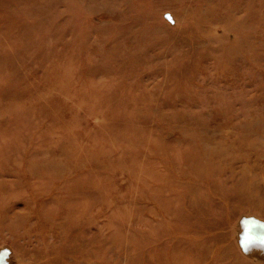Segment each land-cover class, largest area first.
<instances>
[{
  "label": "rangeland",
  "instance_id": "374dc122",
  "mask_svg": "<svg viewBox=\"0 0 264 264\" xmlns=\"http://www.w3.org/2000/svg\"><path fill=\"white\" fill-rule=\"evenodd\" d=\"M218 1L0 0V264H264V0Z\"/></svg>",
  "mask_w": 264,
  "mask_h": 264
},
{
  "label": "bare ground",
  "instance_id": "6f19581e",
  "mask_svg": "<svg viewBox=\"0 0 264 264\" xmlns=\"http://www.w3.org/2000/svg\"><path fill=\"white\" fill-rule=\"evenodd\" d=\"M165 1H172V0H165ZM173 1H179V0H173ZM206 1V3H207V5L209 4V1L210 0H205ZM214 1V3H215V5L218 7L219 5H218V3L217 2H219L218 0H213ZM221 1V0H220ZM164 2V1H163ZM204 2V1H203ZM224 2H226L225 4H224V7H225V10L226 11H231V13L233 12V11H235L236 9H244V11H247V12H251V13H253L254 12V6H255V2H257V0L256 1H253V0H225ZM259 2V1H258ZM257 2V4H259ZM189 3V2H188ZM205 3V2H204ZM220 3V2H219ZM223 3V2H222ZM206 6V5H205ZM212 6V5H211ZM222 6H220V8H221ZM259 7V6H258ZM203 8V7H202ZM119 10V9H118ZM217 10V9H216ZM122 12V11H121ZM217 12V11H216ZM223 12H225V11H223ZM210 14H208V15H205V19H204V22L202 23V25L204 24L205 26H207V24H210V25H213L214 23H216L219 19L217 18V17H212V16H209ZM232 16H233V19H231V21H232V24H233V26L236 28V31H237V33H238V35L240 36V37H242L241 36V34H242V29L240 28V26L241 27H243V26H247V22L245 21V20H243V19H241V18H239V19H237V18H235L234 17V15L233 14H231ZM248 15V14H247ZM249 16V15H248ZM255 16V15H254ZM203 21V20H202ZM13 32V31H12ZM144 35V34H143ZM140 36V35H139ZM16 38H19V37H16ZM15 38V39H16ZM143 38H144V36H143ZM145 38H146V36H145ZM233 38H234V36H233ZM114 119H115V117H114ZM114 122H116V119H115V121ZM242 188H244V187H242ZM245 188H246V185H245ZM249 190H251V189H249ZM255 211V210H254ZM262 211V210H261ZM260 211V212H261ZM262 212H264V211H262ZM259 213V212H258ZM252 214H255V212L254 213H252ZM263 213H260V214H258V215H262ZM259 217V216H258ZM262 218V217H261ZM240 219V218H239ZM252 220V219H251ZM250 220V221H251ZM236 225V224H235ZM246 225H248V224H246ZM253 226V225H252ZM261 226H262V224H261ZM251 227V226H250ZM248 228V229H251V228ZM253 228H257V227H254L253 226ZM258 228H259V226H258ZM259 230H260V228H259ZM236 231V230H235ZM251 232V231H250ZM259 232V231H258ZM262 232H260V233H254V234H250L251 236L249 237V238H246V240L244 239V244H243V246H244V248H245V250L246 251H248L252 256H255V258L257 259V260H260V259H263L264 258V243H263V241L261 240V236L263 235V234H261ZM224 234V233H223ZM218 235V234H217ZM230 235V234H229ZM228 234L226 235V236H229ZM215 236V235H214ZM243 236H245V235H243ZM218 237V236H217ZM216 237V238H217ZM235 237V236H234ZM229 238H230V236H229ZM244 238V237H243ZM220 239V238H219ZM232 239H235V238H233V236H232ZM231 239V240H232ZM216 240V239H215ZM222 241H224V240H222ZM219 242V241H218ZM214 243H216V241H214ZM235 243H237V242H235ZM218 244V243H217ZM220 244H223V243H220ZM224 244H226V243H224ZM229 244H231V242L229 243ZM227 245V244H226ZM225 245V246H226ZM221 246V245H220ZM225 246H224V248H225ZM229 245H227V247H228ZM230 247V246H229ZM229 247H228V251H229ZM217 248L219 249V247L217 246ZM222 249V248H221ZM227 249V248H226ZM204 250V249H203ZM225 250V249H224ZM188 251V250H187ZM222 251V250H221ZM220 251V249H219V252H221ZM227 251V250H226ZM227 251V252H228ZM233 251V250H232ZM224 252V251H223ZM223 252H222V254H223ZM202 253H203V251H202ZM210 254H212V252L210 253ZM216 254V252L214 253V255ZM220 255H221V253H219ZM218 254V255H219ZM225 254V253H224ZM228 254V253H227ZM226 254V255H227ZM213 255V254H212ZM211 255V256H212ZM229 255V254H228ZM227 255V256H228ZM245 255V254H244ZM174 256V255H173ZM172 256V257H173ZM243 256V255H242ZM220 257V256H219ZM229 257H230V255H229ZM245 257V256H244ZM225 258V257H224ZM223 258V259H224ZM231 258V257H230ZM216 259V258H215ZM232 259V258H231ZM234 259V258H233ZM211 260V259H210ZM238 261L240 262V260L238 259ZM246 261V260H245ZM242 262V261H241ZM176 263H178V262H176ZM228 263V262H227ZM244 263V262H243ZM264 263V262H263ZM231 264V263H230ZM233 264V263H232ZM237 264V263H236ZM244 264H246V263H244ZM259 264V263H258Z\"/></svg>",
  "mask_w": 264,
  "mask_h": 264
}]
</instances>
